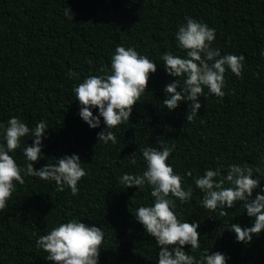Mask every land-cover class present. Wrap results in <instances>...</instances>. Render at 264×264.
<instances>
[{
	"label": "trees",
	"instance_id": "obj_1",
	"mask_svg": "<svg viewBox=\"0 0 264 264\" xmlns=\"http://www.w3.org/2000/svg\"><path fill=\"white\" fill-rule=\"evenodd\" d=\"M185 16L216 29L213 47L222 54L245 56L242 76L226 72V96L201 97L198 115L187 122L185 103L171 112L163 108L162 90L174 78L158 64L130 121L115 130L118 142H97L101 129H90L78 116L73 73L81 78L102 74L117 45L134 46L158 62L165 51L184 55L173 33ZM262 48L264 0H0V121L18 116L30 127L46 122L45 157L34 162L35 169L77 153L88 172L76 196L34 177L17 185L8 208L0 213V264H52L45 260L47 253L35 247V239L72 216L103 229L99 264H155L154 238L131 213L151 201L150 190L122 188L118 178L142 172L141 150L157 141L175 145L170 157L174 169L192 173L185 184L218 164L264 166ZM27 141L32 144L25 137L22 147ZM14 155L25 163L20 149ZM133 157L136 165L130 164ZM201 195L194 187L190 203L177 202L184 219L199 222L203 240L191 254L209 248L224 252L227 264H264V230L249 243L236 242L234 233L225 229L228 222L250 226L251 218L242 207L223 217L209 212L200 205Z\"/></svg>",
	"mask_w": 264,
	"mask_h": 264
},
{
	"label": "clouds",
	"instance_id": "obj_2",
	"mask_svg": "<svg viewBox=\"0 0 264 264\" xmlns=\"http://www.w3.org/2000/svg\"><path fill=\"white\" fill-rule=\"evenodd\" d=\"M64 15H69L67 9ZM173 37L176 48L184 55L165 51L158 62L134 46L117 45L110 55L109 66L100 69L102 74L81 78L73 73L78 81L72 88L74 100L78 102V116L90 129H101L96 133L97 142L105 145L118 142L115 130L130 121L133 106L146 93L150 75L156 73L158 64L166 75L174 78L162 90L163 108L171 112L185 103L187 122L198 115L201 97L214 96L222 100L226 96V72L237 78L242 76L245 56L222 54L219 48L213 47L216 29L207 23L185 16ZM260 56L264 57V48ZM93 110H96L95 115ZM47 129L44 120L31 127L18 116L0 121V213L8 208V201L17 185L25 183V177L54 182L57 192L67 189L72 196L79 193L78 185L88 174L79 154H65L54 163L34 168V162L45 157L42 149L43 140L48 138ZM25 137H30L32 144L27 141L22 147ZM174 148L175 145L163 141L145 146L141 150L142 172H126L119 176L122 188L150 190L151 201L139 204L131 213L145 234L154 238L155 264H227L229 258L221 251L204 248L198 255L191 254L201 248L203 237L198 232L199 222L184 219L177 211V202L180 205L190 203L195 187L202 194L200 205L209 212H218L223 217L228 215V210L242 207L243 213L251 218V225L242 227L230 220L225 229L234 233L236 242L249 243L254 235L264 230V184L261 183L264 166L218 164L192 177V184H185V177H191L192 173L181 174L174 169L170 161ZM17 149L24 157L23 165L14 155ZM136 163L133 157L130 164ZM104 238L105 233L97 223H86L72 216L56 222L45 234L39 235L35 247L47 253L45 260L52 264H99ZM185 246H188L187 252Z\"/></svg>",
	"mask_w": 264,
	"mask_h": 264
}]
</instances>
